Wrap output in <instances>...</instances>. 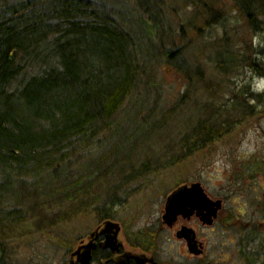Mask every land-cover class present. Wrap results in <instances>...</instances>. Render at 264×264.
Instances as JSON below:
<instances>
[{
	"label": "trees",
	"instance_id": "1",
	"mask_svg": "<svg viewBox=\"0 0 264 264\" xmlns=\"http://www.w3.org/2000/svg\"><path fill=\"white\" fill-rule=\"evenodd\" d=\"M234 1L258 29L264 0ZM191 2H197L207 25L214 22L209 0ZM167 5L163 0H0V253L33 230L49 231L87 214L96 201V219L113 218L106 204H118L129 180L155 172L163 154L175 150L170 162L179 161L227 133L229 116L221 117L211 101L193 103L200 83L212 97L215 88L181 46L166 49L163 59L185 78L187 91L175 104L160 107L163 83L153 63L159 62L155 47L168 37ZM216 55L226 75L247 63L225 45ZM249 61L264 75L260 63ZM246 94L258 95L251 89L234 94L239 116L250 110ZM190 105L197 114L177 123L173 137L168 126ZM131 123L138 124L133 132ZM122 135L135 140L129 144ZM254 228V236L244 238L248 242L260 237ZM129 232L135 247L157 245L154 232ZM240 254L243 264H264V240L253 251L243 245ZM103 258H109L106 251Z\"/></svg>",
	"mask_w": 264,
	"mask_h": 264
},
{
	"label": "rangeland",
	"instance_id": "2",
	"mask_svg": "<svg viewBox=\"0 0 264 264\" xmlns=\"http://www.w3.org/2000/svg\"><path fill=\"white\" fill-rule=\"evenodd\" d=\"M163 1L168 4L166 13L169 19L164 25L168 37L159 48L155 47L159 62L153 63L155 75L163 83L160 107L175 104L187 91L185 78L163 59L166 49L172 45L175 48L181 46L187 51L186 56L193 67L197 64L203 66L205 81H213L215 88L216 95L212 97L210 92L204 90V83H200L201 90L193 96V103L202 106L204 102L211 101L214 108L219 109L221 117L229 116L228 130L202 150L182 156L179 161L170 162V156H176L175 150L171 154H163V164L153 167L155 172L129 180L120 192L118 204H106L107 212L114 214L111 219L121 224L119 241L124 243L126 250L135 247L129 242L126 229L131 236L142 228L146 232H154L157 245L150 251H154L160 264H243L240 254L242 246L246 245L248 251H253L258 242L264 240V75L259 73L257 67L249 65L252 59L260 63L259 69H264V16L259 18V28L255 30L234 0H209L216 17L212 24L207 25L199 16L201 8L195 6L197 2ZM190 20L193 23L188 25ZM224 45L233 50L238 58L247 60V63H240L237 71L231 75L223 74L218 69L220 62L216 51ZM144 46L150 48V44ZM247 89L258 95L254 98L245 95L249 98L250 110L239 116L233 109L232 99L234 94ZM153 97L152 93L150 98ZM223 105H226L224 114L220 109ZM197 112L190 105L182 111L179 120H172L167 130L172 133L177 131L181 126H177V123L192 118ZM140 114H146V110ZM140 116H137L138 120ZM221 117L217 119L220 121ZM137 125L131 123L127 127L133 132ZM140 126L145 129L144 124ZM122 136L129 144L135 140V137ZM167 138L164 144L169 142ZM148 142L156 143L152 140ZM193 183H200L212 199L222 200L223 206L218 216L212 224H203L196 216L188 221L178 217L172 225L165 223L163 215L169 195L181 186ZM97 204V201L94 202L87 214L78 215L49 231L33 230L22 238L10 241L6 246L7 264H70L71 259L76 260L75 252L80 244L86 243L91 232L106 221L96 219L97 214L93 210ZM182 225L193 228L203 240L205 251L202 254L190 252L183 236H177ZM254 227H257L260 237L248 242L244 238L254 236Z\"/></svg>",
	"mask_w": 264,
	"mask_h": 264
},
{
	"label": "water",
	"instance_id": "3",
	"mask_svg": "<svg viewBox=\"0 0 264 264\" xmlns=\"http://www.w3.org/2000/svg\"><path fill=\"white\" fill-rule=\"evenodd\" d=\"M223 202L221 199H212L204 190L200 183H193L192 185H183L169 195L166 202L165 213L163 215L164 222L172 225L177 221L180 215L190 217L197 214L201 217L204 223L212 224L214 219L218 216V212L222 209ZM121 231V224L113 220H106L102 228H97L92 235L98 236L106 235L104 246L110 248L113 252H118L123 245L119 241V233ZM86 251L83 253L78 249L75 255L82 264H91V250L92 244L89 243L84 246ZM197 254L202 253V250L196 251ZM133 258L136 264H146L147 261L155 263L153 258L143 256H129L127 259ZM125 264V261L123 263Z\"/></svg>",
	"mask_w": 264,
	"mask_h": 264
},
{
	"label": "flooded vegetation",
	"instance_id": "4",
	"mask_svg": "<svg viewBox=\"0 0 264 264\" xmlns=\"http://www.w3.org/2000/svg\"><path fill=\"white\" fill-rule=\"evenodd\" d=\"M194 216L198 217L199 220L201 221V223H203L201 217L197 216L196 213L191 215L190 217H184L182 215H180L179 217H182L184 220L188 221V220H191ZM103 223H100L95 228V230L97 228H101L103 226ZM203 224H205V223H203ZM93 232H91L90 237L88 238V241L86 243L82 242L80 244V246L77 248V249H80L81 253H83L84 251H86V248L84 246L89 244V243L92 244L91 264H108L110 262H112L113 264H121V263H123V261H125V264H136V262L133 258L127 259V257L138 256V255L143 256V257L146 256L148 258H154L155 261H157L154 251L145 250V249L138 248V247H131V249L126 250L124 243L118 252H113L110 248H106L103 245L105 240H106V235L101 234L98 236H93L92 235ZM177 236L179 238L183 236L182 238H184L186 240L187 246H188V249L190 250V252L193 251L194 253H196V251L202 250V253H203L205 251V245H204L203 240L198 237L199 236L198 233L193 228L188 227L186 225H182V228L180 231H178ZM133 250H138L139 252H135ZM104 251H106L109 254V258H107V259L103 258ZM76 257H77L76 260L71 259L70 264H82L78 260L77 255H76ZM146 264H155V263H151V262L147 261ZM156 264H159L158 261L156 262Z\"/></svg>",
	"mask_w": 264,
	"mask_h": 264
},
{
	"label": "bare ground",
	"instance_id": "5",
	"mask_svg": "<svg viewBox=\"0 0 264 264\" xmlns=\"http://www.w3.org/2000/svg\"><path fill=\"white\" fill-rule=\"evenodd\" d=\"M77 250H78V249H77ZM77 250H76V251H77ZM3 255H4V256H3ZM6 256H7V247L5 248V252L3 251V253H0V261H1V258H4V260H5L4 263H5V264H7V260H8V259L6 258ZM4 263H3V264H4Z\"/></svg>",
	"mask_w": 264,
	"mask_h": 264
}]
</instances>
